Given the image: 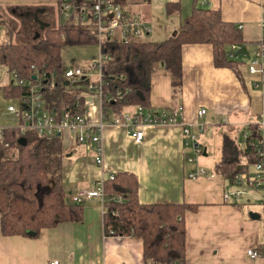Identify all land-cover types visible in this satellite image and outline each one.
<instances>
[{
  "label": "crops",
  "instance_id": "1",
  "mask_svg": "<svg viewBox=\"0 0 264 264\" xmlns=\"http://www.w3.org/2000/svg\"><path fill=\"white\" fill-rule=\"evenodd\" d=\"M57 1L0 0V20L15 17L26 21L31 14L49 26L51 13L59 16ZM140 1L131 0L130 3H149ZM175 1L180 2L177 14L182 11L187 12L184 17L190 14L194 0L165 1V4ZM197 2L219 11L223 21L240 29L246 53L263 37L264 0ZM126 3L125 0V6ZM3 12L7 13L6 16ZM148 20L146 22L151 24ZM1 27L4 24L0 22V38L3 34ZM24 28L14 31L13 37L24 39L30 36L31 29ZM2 38L6 40V31ZM247 60L248 57H240L237 61L240 62L239 77L230 68L214 66L211 45H182L181 87L173 93L169 71L160 65L155 67L150 76V109L158 113L169 112L180 105L183 120L191 122L196 120L197 110L205 108L202 120L206 126L227 124L228 132L225 133L228 134L235 131V126L245 128L248 124L258 123L264 150V78L261 88L255 89L251 85L255 77L245 70ZM1 65L0 96H3L1 88L13 80L6 67ZM6 100L8 103L15 101ZM248 117L257 121L251 123L247 121ZM192 130L196 132V128ZM102 144L107 170L136 176L140 203L197 204L195 210L187 211L183 216L185 264H264V220H252L248 215L250 211L246 216L243 208L248 203L247 199L240 198L234 204L224 201V194L237 190L234 181L215 174L213 170H207L211 175L197 179L188 177V173L198 166L192 165L195 160L192 163L186 160L192 150L183 146L179 126L146 127L140 143H136L124 128L107 126L102 132ZM198 144L204 150L205 155H202L207 156L206 147ZM63 147L66 156L62 165V183L66 199L72 203L78 189L93 188L95 182L104 176L103 170L95 165L91 152L69 141L63 143ZM102 215L101 201L92 198L84 201L80 222L43 229L35 238L6 237L0 232V264H48L52 259L59 260L60 264H144L141 239L136 236H105ZM250 248L258 250L261 255L249 258L246 250Z\"/></svg>",
  "mask_w": 264,
  "mask_h": 264
},
{
  "label": "trees",
  "instance_id": "2",
  "mask_svg": "<svg viewBox=\"0 0 264 264\" xmlns=\"http://www.w3.org/2000/svg\"><path fill=\"white\" fill-rule=\"evenodd\" d=\"M165 6L168 14H174L180 9V2H167ZM19 20L21 28L27 25L24 30L31 31L30 36L16 42L12 41L11 22L0 20L6 27V40L0 43V64L11 76L16 75L18 80L28 84L13 80L1 88L3 96L10 100L20 98L29 92L35 76L54 74V84L44 90L46 106L56 112L65 110L76 102L79 87L62 77L69 64L63 61L61 50L96 44L95 27L58 22L40 30L31 14L26 21ZM184 44L211 45L214 66L230 68L241 77L240 62L228 57L232 44H245L240 29L223 21L219 11L194 0L190 14L182 19L174 35L161 41L109 40L102 45V51L109 57L102 67L107 81L104 91L120 97L116 101L105 100V106L113 112L136 105L150 109V76L159 65L169 71L171 87L176 93L182 83L181 47ZM243 134L241 142L228 133L222 134L220 157L213 166L215 174L232 182L243 162L246 171L252 172L258 161L257 149L263 148L258 123L248 124ZM65 156L66 150L58 135L38 138L31 133L20 136L14 128L2 131L0 232L3 236L35 238L43 229L83 219V203L66 199L62 183ZM138 186L136 176L124 171L115 172L112 180L104 182L102 223L105 233L139 237L144 264H185L183 216L195 210L197 204L140 203ZM117 196L123 200L119 202Z\"/></svg>",
  "mask_w": 264,
  "mask_h": 264
},
{
  "label": "built area",
  "instance_id": "3",
  "mask_svg": "<svg viewBox=\"0 0 264 264\" xmlns=\"http://www.w3.org/2000/svg\"><path fill=\"white\" fill-rule=\"evenodd\" d=\"M173 1V0H165ZM125 0H58L57 6L61 22L93 25L95 27L96 45L99 47V57L85 60L76 65L69 64L62 73V77L79 87L75 95L76 102L65 110L56 112L47 108L44 99V90L54 84V74L50 76H35V82L29 85V92L6 105V111L12 116L14 125L0 127L2 131L14 128L20 136L31 133L34 137L46 138L58 135L63 143L82 147L92 153V158L97 167L103 170L102 178L95 182L93 188L78 189L72 197L73 203H84L85 200L98 198L103 206L105 201L103 185L106 180H112L115 171L104 166V147L102 144V132L107 126H120L136 142L140 143L144 138V128L151 126H179L183 136V146L192 150L186 157L187 162L192 163L195 156L203 154V148L198 144V133H202L206 122L202 118L206 114L205 108L197 110L196 120L187 122L182 118V106L169 112H155L141 105L126 108L120 112H113L105 106L104 101H116L118 95H112L104 91L107 85L103 64L109 59L102 51V45L107 41H119L122 43L142 41V38L152 32V26L139 13H133L125 6ZM264 29V19L262 22ZM228 57L238 61L240 57H248L245 64L246 72L255 77L251 85L261 88L264 78V35L255 42L249 53L245 52L242 44H232L229 47ZM19 84L28 82L18 80ZM81 83H78V82ZM81 99L79 103L78 100ZM108 109V110H107ZM261 113V112H260ZM196 128V132L192 128ZM7 146V143L5 144ZM258 161L252 172L246 168L239 170L234 182L237 185L245 184L243 189H237L224 194L225 202L234 204L236 200L245 197L250 203H258L264 214V150L257 149ZM205 168L198 166L188 173L190 179L211 175ZM119 202L123 199L116 197ZM105 236H108L103 229ZM112 232L110 231V235ZM246 255L255 259L260 252L247 249ZM48 264H60L59 260L52 259ZM175 264V263H171Z\"/></svg>",
  "mask_w": 264,
  "mask_h": 264
},
{
  "label": "rangeland",
  "instance_id": "4",
  "mask_svg": "<svg viewBox=\"0 0 264 264\" xmlns=\"http://www.w3.org/2000/svg\"><path fill=\"white\" fill-rule=\"evenodd\" d=\"M130 1L131 0H126L127 2L126 7L131 11H135L142 14V16H144L146 20L149 19L153 29L152 33L142 38V41H160L172 35V33L176 31V28L179 26L181 19H183L184 15H186L185 13H187L182 11L180 12V14L177 13L168 14L164 0H144V2H149L147 4L145 3L137 4L134 2L130 3ZM140 2L143 1L141 0ZM3 14L4 16H6L7 13L3 12ZM179 16L181 17L180 21H179ZM50 18L52 20L51 23L53 25L57 24L58 21H61V18L57 16L56 13H51ZM8 20L11 22L14 31L15 32H17V30L19 31L20 21L18 20V18L8 17L6 21ZM1 28L4 34V31H6V27L4 26ZM2 36L0 38V42L4 41V38H2ZM21 39L18 37H13L12 41L16 42ZM61 57L66 64L74 63L76 65H80L81 63H84L85 60H90L94 57L98 58L99 47L96 44L65 47L61 50ZM12 80H14L13 77ZM8 102L9 100H6L3 96H0V127L14 125V120L12 119V116L6 111V105ZM176 107L177 105L175 106V109ZM129 109L132 110V108ZM250 116L251 118L254 119L253 115ZM251 118L248 117L247 121H250L251 123H253V121H257L256 119L252 120ZM235 127H236L235 131L229 132V134H231L232 137H235L237 141L241 142L243 141L244 126L240 125ZM224 132H228L227 124L221 123L216 125L215 127L206 126L205 130L202 133L197 134L198 142L200 144H203L204 147H206L207 156H203V155L195 156V161L192 165L201 166L206 170H209L210 172L213 170V166L215 162L218 161L220 157V144H221L222 134ZM244 164H245L244 162L241 164L242 167H245ZM244 186L237 185L236 189H243ZM242 199H246V198L242 197ZM243 209L246 216H248L247 213L249 211H253L260 215V219L257 221L260 222L264 220V214L262 212V208L255 201L250 200V203H247V205L245 204Z\"/></svg>",
  "mask_w": 264,
  "mask_h": 264
},
{
  "label": "water",
  "instance_id": "5",
  "mask_svg": "<svg viewBox=\"0 0 264 264\" xmlns=\"http://www.w3.org/2000/svg\"><path fill=\"white\" fill-rule=\"evenodd\" d=\"M35 20L40 24V28H41V29H43L44 27L48 26L47 23H43V22H41V21L37 18V16H35ZM175 32H176V31H174V32L172 33V35H174ZM36 36H38V34H36ZM107 110H108V109H107ZM203 152H204V150H203ZM203 154L205 155V153H203ZM248 215H249V217H250L252 220H259V219H260V215H259L258 213H256V212L250 211V212L248 213Z\"/></svg>",
  "mask_w": 264,
  "mask_h": 264
}]
</instances>
